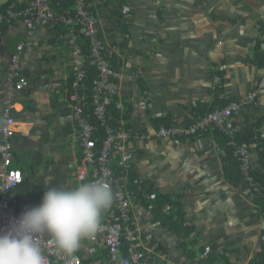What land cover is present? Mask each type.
<instances>
[{"label": "crops", "instance_id": "obj_1", "mask_svg": "<svg viewBox=\"0 0 264 264\" xmlns=\"http://www.w3.org/2000/svg\"><path fill=\"white\" fill-rule=\"evenodd\" d=\"M90 3L102 38L121 63L116 100L126 115L121 127L132 135L130 172L141 182L133 181L138 189H132L129 175V188L137 193L131 212L140 241L153 255L165 254L169 264H252L264 243V214L257 198L228 179L224 139L202 133L177 144L160 137L158 130L165 123L185 126L208 114L221 81L227 100L244 99L256 87L264 75V68L254 63L257 41H264V0ZM122 5L135 9L128 23L118 15ZM7 24L0 37V127L8 65L23 44L21 64L30 82L15 97L22 130L14 138L13 165L24 176L18 197L39 205L49 187L79 183L75 170L81 152L66 87L73 75L71 46L68 33L55 24L33 36L27 35L22 20ZM56 81L62 85L47 87ZM260 117L264 90L253 105L242 108L235 126L242 131ZM251 155L253 169L264 171L258 149L253 147ZM170 201L182 204L184 227L192 230L186 239L178 219L171 220ZM104 239L99 230L83 239L72 256L86 264H107Z\"/></svg>", "mask_w": 264, "mask_h": 264}, {"label": "built area", "instance_id": "obj_2", "mask_svg": "<svg viewBox=\"0 0 264 264\" xmlns=\"http://www.w3.org/2000/svg\"><path fill=\"white\" fill-rule=\"evenodd\" d=\"M8 1L12 4L4 11L0 10V25L4 22L22 20L28 36H33L39 28L51 24H61L68 29L74 80L66 84V87L69 92L71 118L77 129V144L81 152L75 177L78 184L104 177L115 193L111 207L102 214L101 219L100 232L105 236V248L108 250L107 264H169L165 254L155 256L142 244L137 234L136 222L132 217L131 211L136 195L128 185L131 173L129 161L132 157L128 142L132 135L121 126L114 127L108 117L109 106L120 95L116 82L122 79V72L113 68L111 59L116 50L108 46L102 38L99 17L88 8L86 0H71L75 6L62 11L59 10L61 4L57 3L55 7L53 0H0V9ZM123 13L129 21L134 17L135 9L133 6L125 5ZM81 36L87 39L92 64L99 72V79L92 95V116L98 122L96 126L86 114L87 103L82 95L87 70L83 48L79 42ZM23 49V44L17 47L7 69L9 85L4 97L0 127V233L8 231L25 211L35 207L32 203L19 199L17 189L23 183L24 176L22 171L13 168L14 138L22 130L15 116V97L25 90L30 82L21 64ZM61 85L56 81L47 87L57 88ZM261 90H264V75L246 98L233 100L228 106L209 112L185 126L162 125L158 135L172 139L177 144H180L182 139L194 138L202 133L220 132L227 135L230 138L229 144L235 147L234 156L239 161L244 175L245 191L253 199L263 197L264 186L253 175L251 146L246 142L237 141L238 130L235 126V119L242 108L253 105ZM99 130L105 132L100 149L97 147L96 139ZM252 147L256 148V145ZM117 157H120L119 166L124 168L120 174H116L111 162ZM135 183L141 182L135 180ZM49 240L50 237L47 235L40 237L47 264H85L82 257L65 255L58 251L54 244L49 243Z\"/></svg>", "mask_w": 264, "mask_h": 264}, {"label": "clouds", "instance_id": "obj_3", "mask_svg": "<svg viewBox=\"0 0 264 264\" xmlns=\"http://www.w3.org/2000/svg\"><path fill=\"white\" fill-rule=\"evenodd\" d=\"M115 193L100 177L75 187H49L39 205L25 211L12 227L0 233V264H47L40 237L71 257L81 241L101 228L102 214L111 207Z\"/></svg>", "mask_w": 264, "mask_h": 264}, {"label": "trees", "instance_id": "obj_4", "mask_svg": "<svg viewBox=\"0 0 264 264\" xmlns=\"http://www.w3.org/2000/svg\"><path fill=\"white\" fill-rule=\"evenodd\" d=\"M57 3L61 4V6L59 8V10H61V11L64 9L73 8L75 6L74 2L71 0H53V5H55V7H56ZM86 4H87V6L90 7V4H91L90 0H86ZM10 5H11V2L9 1L6 4H4L0 10L4 11L5 9L9 8ZM123 7H124V5H122L120 7V11L118 12V15L120 17H122V19L124 20V23H126V22L128 23V20H126L125 15L123 13ZM90 9L93 10L92 7H90ZM55 26L58 30H61L63 34L68 33V29L64 25L55 24ZM8 27H9V24L4 22L3 24L0 25V30L3 32ZM122 28H123V33H124L123 36H126L127 35V27L125 25H123ZM79 42L83 48V55L85 57V68L87 70V75H86V79L84 82V88H83L82 95H83L84 100L87 103L86 114L91 119V122L93 123V125L96 126L98 124V122L92 116V95H93L94 87H95V85L99 79V72H98L97 68L92 64V60L90 58V47H89V43H88L87 39L84 36H81L79 39ZM263 45H264V41H261V40L257 41V44L255 46V50H254V63L259 65L262 68H264V48H263ZM111 63L113 65L114 69H116V70L120 69L121 63L117 57L116 51H115L114 57L111 59ZM119 71H121V70H119ZM73 79H74V76L72 75V78L70 79V83L73 81ZM142 84H143V82L140 81L141 86H142ZM224 94H225V86H224V83L221 81V84L215 90V102H214V105L209 112H213L216 109L226 107L231 103V101H233V100H227V99L223 98ZM125 116L126 115H124V114L122 115V111L118 108L117 100L115 99L113 101V103L108 108V117H109L110 123L114 127L118 128L121 126V124H120L121 119ZM253 121L254 122L249 121L248 126L245 129H243L242 131H238L236 138H237V141L240 143H243V142L248 143L251 146V151L253 148L252 146L256 145V148L259 151L260 157H261L262 161L264 162V138H262V135H263L262 131L264 128V117L257 118ZM163 125L170 126L172 124H169V123L166 124L165 123ZM215 135L217 137L221 136L224 139L223 157H224V162L226 165L225 171H226L228 179L233 181V183L237 186H241L243 188L246 187L244 175L240 169L239 161L234 156L235 147L229 144L230 138L227 135H224L220 132H216ZM104 138H105V132L103 130H99L98 134L96 135L97 147L99 149L102 148V142H103ZM119 161H120V157H117V158L111 160V162H113L112 166H113L116 174H120L124 170L123 167L119 166V164H118ZM13 168H14V165H13ZM130 175H131V177H130L131 188L135 189L137 191L138 187L133 184V181L135 178L132 176V173ZM253 175H254L255 179L264 186V171H260V170L255 171L254 170ZM143 189H141L140 193H138L141 195V197L144 194ZM160 198H161V196L158 197V200ZM166 198L170 199L171 197H166ZM171 203H173V207H174L172 215H171V220H173L175 218L178 219V224H177L178 230L180 229L179 231H182V233H183L182 237L186 239L190 236V234L192 233V230L184 227L185 220H184V211H183L182 204L179 201L171 202ZM256 203L262 207V213L264 214V196L257 198ZM34 206H37V205H34ZM105 251H106V257L108 259V250H105ZM252 264H264V243L262 246V251L259 253L258 259L253 261Z\"/></svg>", "mask_w": 264, "mask_h": 264}]
</instances>
